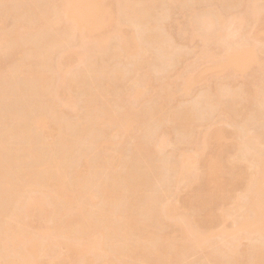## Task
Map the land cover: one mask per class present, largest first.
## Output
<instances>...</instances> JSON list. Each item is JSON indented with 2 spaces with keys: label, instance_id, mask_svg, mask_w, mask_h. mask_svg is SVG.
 <instances>
[{
  "label": "bare ground",
  "instance_id": "6f19581e",
  "mask_svg": "<svg viewBox=\"0 0 264 264\" xmlns=\"http://www.w3.org/2000/svg\"><path fill=\"white\" fill-rule=\"evenodd\" d=\"M0 264H264V0H0Z\"/></svg>",
  "mask_w": 264,
  "mask_h": 264
},
{
  "label": "rangeland",
  "instance_id": "374dc122",
  "mask_svg": "<svg viewBox=\"0 0 264 264\" xmlns=\"http://www.w3.org/2000/svg\"><path fill=\"white\" fill-rule=\"evenodd\" d=\"M178 18H179V16H178ZM122 21H123V20H122ZM194 45H195V44H193V45L191 46V48H192V47H195ZM196 46H197V44H196ZM194 50H197V47L192 48V51H190V52H191V54H192L193 56H192L191 54H189L190 56H188V58H189L188 60H192V59L194 58V53H195ZM191 57H192V58H191ZM152 61H156V58H155V59H152ZM151 63L155 64L156 62H155V63H154V62H151ZM162 76H164V74H161V73H160L157 77H156V76H155V77H156L157 79L160 77L159 79H161V78H163ZM197 90L200 91L199 88H197ZM197 90H194V92H195V91L197 92ZM194 92H193V94H194ZM196 92H195V93H196ZM198 93H199V92H198ZM198 93H197V95H198ZM194 95H196V94H194ZM197 95H196L195 97L192 96V99H191V100H194L193 98H196ZM181 99H182V101H184V102H183L184 104H185L186 101H187V103H189V102L191 101V100L188 101L189 99L187 100L186 98H185V100H184L183 98H181ZM196 99H197V98H196ZM196 99H195V100H196ZM195 100H194V101H195ZM150 102H151V103H150ZM152 102H153V103H152ZM148 103H150V104H152V105H150V104H148ZM148 103H147V104H146V102L142 103V105H140V106H141V110H142V108H143V110H147V109L149 108L148 110H149V112H150L151 109H152V107H150V106H154V105H155V101H148ZM187 103H186V104H187ZM125 105H126V104H125ZM143 105H144V106H143ZM148 105H149V107H148ZM145 108H146V109H145ZM139 109H140V108H139ZM151 112H152V111H151ZM151 112H150V113H151ZM161 115H163V114H162V113H159V114H158V117L160 118ZM163 116H165V115H163ZM163 116H162V118H160V119L164 120V119H163ZM159 118H158V119H159ZM160 121H161V120H160ZM160 121H159V122H160ZM160 123H161V122H160ZM224 128L227 129V126L225 127V125H224ZM222 129H223V128H222ZM128 145L130 146V144H128ZM128 145H127V146H128ZM127 146L125 147V150L127 149V151H129V150L131 149V147L128 146L129 148H127ZM216 148H217V147H216ZM125 150H124V154H125ZM127 151H126V153H127ZM130 152H131V150L128 152L129 155H130V157H129V155H127L128 153L125 155V156H127V159H131V158H132V153L130 154ZM128 157H129V158H128ZM134 158H135V157H134ZM134 158H132V160H133ZM137 159H138V158H135V160H137ZM183 212H184V211H183ZM184 214H186V213L184 212ZM196 258H197V257H196ZM196 258H193V257H192V258H191V261H196ZM192 259H193V260H192Z\"/></svg>",
  "mask_w": 264,
  "mask_h": 264
}]
</instances>
